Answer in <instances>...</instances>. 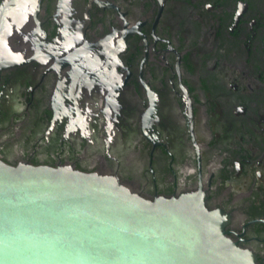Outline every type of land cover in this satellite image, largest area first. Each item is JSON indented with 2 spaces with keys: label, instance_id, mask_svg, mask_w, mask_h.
<instances>
[{
  "label": "flooded vegetation",
  "instance_id": "1",
  "mask_svg": "<svg viewBox=\"0 0 264 264\" xmlns=\"http://www.w3.org/2000/svg\"><path fill=\"white\" fill-rule=\"evenodd\" d=\"M0 159L199 191L264 264V0H0Z\"/></svg>",
  "mask_w": 264,
  "mask_h": 264
},
{
  "label": "water",
  "instance_id": "2",
  "mask_svg": "<svg viewBox=\"0 0 264 264\" xmlns=\"http://www.w3.org/2000/svg\"><path fill=\"white\" fill-rule=\"evenodd\" d=\"M205 199L148 198L109 170L0 159V264H257Z\"/></svg>",
  "mask_w": 264,
  "mask_h": 264
}]
</instances>
